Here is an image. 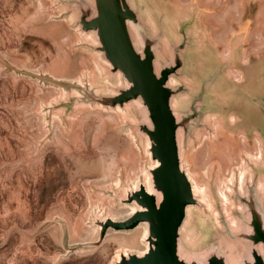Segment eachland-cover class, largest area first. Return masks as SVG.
<instances>
[{
    "label": "rangeland",
    "instance_id": "1",
    "mask_svg": "<svg viewBox=\"0 0 264 264\" xmlns=\"http://www.w3.org/2000/svg\"><path fill=\"white\" fill-rule=\"evenodd\" d=\"M134 1L161 41L182 46L183 166L213 200L192 209L183 241L210 249L226 222L220 179L231 186L243 159L258 169V120L241 107L264 109V0ZM86 3L0 0V264H115L146 249L144 227L101 237L100 221L135 212L125 200L153 161L141 108L99 101L124 84L80 32Z\"/></svg>",
    "mask_w": 264,
    "mask_h": 264
},
{
    "label": "water",
    "instance_id": "2",
    "mask_svg": "<svg viewBox=\"0 0 264 264\" xmlns=\"http://www.w3.org/2000/svg\"><path fill=\"white\" fill-rule=\"evenodd\" d=\"M78 13L80 32L98 43L96 50L104 64L124 84L115 96L100 97L99 101L112 109L129 105L141 108L144 123L140 133L149 143L152 161L158 164L145 183L128 193L125 204L136 208L130 217L100 221L102 238L108 231L128 233L145 228L148 249L142 254L123 253L115 264H230V256L241 259V264H264V190L259 186L260 181L264 182V158L262 163L254 164L261 170L250 169L243 186L238 179L231 185L228 195L234 204L231 212L237 219L236 228L224 209L226 222L218 218L216 245L191 250L184 245L189 209L203 203L195 196L183 166L182 134L187 119L177 113L178 85H170L172 77L178 81L184 65L182 46L172 51L166 39L161 41L166 35L162 36L152 21L151 27L148 25L134 0H89ZM180 34L187 39L184 32ZM231 61L234 66L233 53ZM253 106L241 108L247 111L248 119L258 120L256 136L264 156V109ZM148 183L152 193L146 187Z\"/></svg>",
    "mask_w": 264,
    "mask_h": 264
},
{
    "label": "bare ground",
    "instance_id": "3",
    "mask_svg": "<svg viewBox=\"0 0 264 264\" xmlns=\"http://www.w3.org/2000/svg\"><path fill=\"white\" fill-rule=\"evenodd\" d=\"M176 79H174L173 77L171 78V80H170V85L172 86V85H174V84H176ZM183 99V98H182ZM176 103H178V102H176ZM174 104V106H175V102L173 103ZM123 117V116H122ZM258 141V152L256 153V155L255 156H251V155H248L249 156V158L251 159V160H253V162H255L254 164H258V163H262L263 162V158H264V156H263V150H262V145H261V142H260V140L259 139H257ZM235 154V153H234ZM246 156V155H245ZM223 157V156H222ZM224 158V157H223ZM228 159V158H227ZM225 162V161H224ZM226 163V162H225ZM242 167L239 169V172H240V174H239V177L237 176L238 175V173H235V170H233L232 171V180L230 181V182H232L234 179H238V181L240 182V185H244V182H245V179H247V176H249L248 174H250V168H249V166L247 165V162L245 161V159H243L242 160ZM151 165V164H150ZM158 166V164H157V162H153V168H155V167H157ZM231 168V167H230ZM225 169H226V167H225ZM187 174H188V177L190 178V176H189V173L188 172H186ZM140 174V173H139ZM136 177V176H135ZM148 177V176H147ZM137 178V177H136ZM135 178V179H136ZM134 179V180H135ZM138 179V178H137ZM148 179V178H147ZM190 181L192 182V185H193V190H194V194H195V196L197 197V198H200V200L202 201V202H206L209 206H212V204H213V200H212V198H211V196L209 195V193L207 192V191H197L196 190V188H195V186H194V182L192 181V179L190 178ZM235 181V180H234ZM234 181L232 182V184L234 183ZM118 184V183H117ZM259 186L261 187V190H264V182L263 181H260L259 182ZM146 187H147V189H148V191L150 192V193H152V190H151V187H150V184L148 183L147 185H146ZM218 189H219V192H220V195H221V201H222V203L224 202V204H225V206L227 207V208H225V210H226V214H227V218H228V220H229V222H230V224H231V226L233 227V228H236V222H237V219L233 216V213L231 212V210H232V208H233V206H234V204L233 203H231V200H230V198H229V195L227 194V192H226V190L228 189V190H231V186H229V184L228 185H226L225 186V182H224V179H220V185L218 186ZM103 198V197H102ZM101 199V198H100ZM105 199V198H104ZM110 201V200H109ZM105 203V202H104ZM106 204V203H105ZM110 205V204H109ZM101 208V207H100ZM108 209H109V207H108ZM103 211V210H102ZM112 211V210H111ZM119 212L117 211V214H118ZM127 213H129V212H127ZM191 213H193V211L191 210V209H189V214H191ZM115 214V213H114ZM121 214V213H120ZM130 214V213H129ZM115 217V216H114ZM116 219V218H115ZM115 219H112L113 221H116ZM140 228H142V226L141 227H139L138 229H140ZM184 231H186V225L184 226ZM142 234H143V232H142ZM187 240L188 241H190L191 240V237H192V235H191V231L188 229L187 230ZM191 242V241H190ZM148 249V246L146 247V249H144V250H147ZM229 262H230V264H241V259H238V258H234L233 256H230L229 257Z\"/></svg>",
    "mask_w": 264,
    "mask_h": 264
}]
</instances>
